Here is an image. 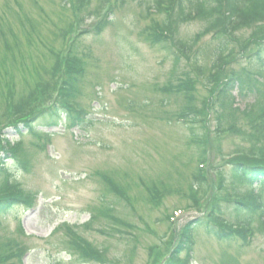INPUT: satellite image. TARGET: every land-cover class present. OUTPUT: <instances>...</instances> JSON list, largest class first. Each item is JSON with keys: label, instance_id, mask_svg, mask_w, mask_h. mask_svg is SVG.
Masks as SVG:
<instances>
[{"label": "rangeland", "instance_id": "obj_1", "mask_svg": "<svg viewBox=\"0 0 264 264\" xmlns=\"http://www.w3.org/2000/svg\"><path fill=\"white\" fill-rule=\"evenodd\" d=\"M193 6L194 0H0V154H7L4 169L10 171L0 177V199L21 197L0 215V250H26L22 264H165L181 228L204 217L218 199L228 208L222 216L227 223L219 222L221 237L196 228L181 260L264 264V224L255 219L252 230L234 229L226 202L250 193L248 187L232 191L229 163L251 149L256 113L245 116L250 101L236 92L217 105L224 110L221 125L207 107L228 75L250 70L252 50L243 52L239 42L250 43L253 33L236 34L234 53L217 72L208 21H180L171 31L175 37L159 27L165 16L191 13ZM155 34L174 46L150 45L147 36ZM71 44L78 63L68 71ZM174 52L182 55L178 66ZM71 69L78 93L67 109L77 121L70 126L62 118L52 129L36 124ZM187 78L194 80V105L210 120L208 131L200 129L199 136L209 137V162L197 185L192 180L201 151L177 122L184 99L163 90ZM256 109L262 113L264 98ZM24 120L37 131H27ZM234 125L237 131L222 133ZM71 238L97 255L80 260L69 248Z\"/></svg>", "mask_w": 264, "mask_h": 264}, {"label": "trees", "instance_id": "obj_2", "mask_svg": "<svg viewBox=\"0 0 264 264\" xmlns=\"http://www.w3.org/2000/svg\"><path fill=\"white\" fill-rule=\"evenodd\" d=\"M177 4L178 2H176V7ZM193 7L194 9L191 13L189 11L186 14L182 13L177 16L175 11L174 15L165 16L159 27L163 31H166V33H171V31L174 33L176 27H179L180 21L185 22L186 20L195 19L197 16L208 21L210 32H214L215 34L213 36L215 48L212 50V53L215 56V65L212 66V69H216L217 72H223L222 68L225 67L223 61L234 53L232 52L233 42H238L236 34L240 31H244V33H253V36L248 38L250 43L245 44L246 40H244V42L241 41L239 42V48L243 52H249L252 50V52L247 55V58L251 63V67L254 65V70L250 67V70L252 71L247 68L244 69L241 74L232 73V75H228L227 80L223 84L224 87L222 88V91L216 94L213 92L215 99L211 105H207L208 108H211V113L215 112L214 114L220 122V125L222 119L221 116L224 110L222 109V112L219 113L217 105L221 103L220 101L222 99H225V97H228L229 94L234 92H236L238 97L242 100L250 101L248 104L249 108L244 111L245 116L251 119L250 116L253 115L252 112L256 113L255 120L251 119L250 121V126H252L253 129L252 135L250 136L251 141L249 143V148L251 149L246 151V153H239L235 160L229 163L231 165L230 185L232 191H235L238 187H248L250 191L249 195L244 199H237L234 201L226 200V202H228L227 204H231L232 209L229 210L235 215L236 219V224H231V226L233 228L237 227V229H243V231L246 232L249 231V228L252 230V225L255 219H259L260 222L264 224V110L261 113L256 109L259 100L264 98V39H262L264 37V0H210V2L209 0H194ZM195 13H197L196 16ZM98 31L100 32L101 29H98ZM207 32L209 31L207 30ZM170 35L175 37L176 33L174 35L171 33ZM258 35H262V37L260 38ZM147 41H149L150 45H161L166 49H169V47L167 48V45L162 44L170 43L171 46H174L172 41L158 36L157 34L154 36H147ZM176 43L183 46L184 49L186 48L185 44H182L179 39H176ZM243 44H245V46ZM255 45H257V47L254 49L253 47ZM71 46L72 44L69 47L68 55L66 57L67 63L65 66L67 70L70 65L78 63L75 53L76 49H71ZM178 50H180V48ZM173 55H175V64L178 66L181 62L182 55L175 52ZM67 81L66 85L64 82L61 86L60 93L54 104L50 108H46L37 114L38 116L35 118L37 120L36 124L41 125L42 127L44 126L45 128H52L57 126V122L62 118L69 121L71 124L70 126L73 125V122L77 121L78 117H73L71 111L68 110L69 105L73 103L72 99L78 93V86L76 87L74 84L78 82L75 70H70ZM193 84L194 80L192 78H187V80H182L176 85H168L167 88H164L163 90L166 93L172 91L175 95H181L184 99V107L177 117V122L184 125L189 130L191 134V143L196 145L201 151L199 161L200 166L197 170L198 173L194 175L192 180L194 182L193 185H197L201 175H204L206 172L204 171L206 163L209 162L205 153V149H207L205 148L208 141L207 138L209 137L208 135L199 136V134L200 129L208 131L210 120L204 116L208 112L205 114L202 108L198 109L194 105L195 97H193L191 92ZM29 123V120H24V124L27 126L25 129L29 132L37 131L36 124L34 126H28ZM201 126L204 129L200 128ZM228 127L227 130L223 129L222 133L225 132L230 134L239 129L235 125ZM16 129L17 132L20 133V129ZM7 144L9 146L10 142L7 141ZM11 149L12 148H9L8 151ZM6 155L7 154H4V156H2V154H0V177L3 175L6 176L10 173V171L8 172L4 169V159L7 158ZM12 158L16 159L18 162V158H16L15 155H13ZM220 179L222 178L220 177L219 181ZM203 182H208L207 178H204ZM220 184L222 185L223 183L220 181ZM20 199L21 197H18L15 194H12L11 197H1L0 215L18 205L21 202L19 201ZM217 201L218 199H213L211 201L213 203L212 209L207 212L204 217L196 218L181 228V231L178 233V242L175 245V249L170 252L165 264H185V262L181 260L180 255L185 252L186 249L191 248L190 246L192 240L195 238L194 234L196 228L201 227L207 233L212 234L215 237H221L219 222L222 224L227 223L222 216L223 212L228 208L224 209L222 204ZM116 221V227L120 228L121 220L116 219ZM231 231L234 230L231 229ZM235 232L243 234L240 230ZM228 240L234 241L235 239L234 237H228ZM69 242L70 250L76 253L79 259L88 260L90 256L97 255L96 251L89 248L87 243L82 239L71 238ZM17 251L12 248L8 249V247H6L4 251L0 250V260L5 259L2 264L12 259L17 260L22 264L26 251L20 250L18 254Z\"/></svg>", "mask_w": 264, "mask_h": 264}]
</instances>
